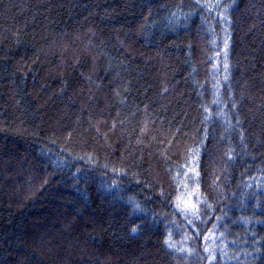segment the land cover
Listing matches in <instances>:
<instances>
[{"label": "trees", "instance_id": "1", "mask_svg": "<svg viewBox=\"0 0 264 264\" xmlns=\"http://www.w3.org/2000/svg\"><path fill=\"white\" fill-rule=\"evenodd\" d=\"M0 264H264V0H0Z\"/></svg>", "mask_w": 264, "mask_h": 264}]
</instances>
